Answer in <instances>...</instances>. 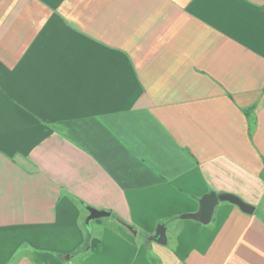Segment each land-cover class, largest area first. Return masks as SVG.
<instances>
[{
	"label": "crops",
	"instance_id": "0c3cea01",
	"mask_svg": "<svg viewBox=\"0 0 264 264\" xmlns=\"http://www.w3.org/2000/svg\"><path fill=\"white\" fill-rule=\"evenodd\" d=\"M0 264H264V0H0Z\"/></svg>",
	"mask_w": 264,
	"mask_h": 264
},
{
	"label": "water",
	"instance_id": "95a60500",
	"mask_svg": "<svg viewBox=\"0 0 264 264\" xmlns=\"http://www.w3.org/2000/svg\"><path fill=\"white\" fill-rule=\"evenodd\" d=\"M222 202H228L233 205H236L243 212L247 214H253L255 210L254 206L244 202L242 199H240L237 196L230 194L218 195L215 192H210L201 199L200 209L197 213L184 214L181 216V218L195 220L202 224H209L213 219L216 207ZM88 212L90 214L86 220L87 223H91L95 220L107 218L111 216L110 212L107 211L88 209ZM166 232H167V228L164 225H159L157 227L156 235L153 238V240L158 244H163V245L167 244Z\"/></svg>",
	"mask_w": 264,
	"mask_h": 264
},
{
	"label": "rangeland",
	"instance_id": "374dc122",
	"mask_svg": "<svg viewBox=\"0 0 264 264\" xmlns=\"http://www.w3.org/2000/svg\"><path fill=\"white\" fill-rule=\"evenodd\" d=\"M157 246V249L159 250V251H167L168 250V248H169V245L168 244H165V245H163V244H158V245H156ZM154 256L156 257V253L154 254ZM157 258V257H156Z\"/></svg>",
	"mask_w": 264,
	"mask_h": 264
},
{
	"label": "trees",
	"instance_id": "16d2710c",
	"mask_svg": "<svg viewBox=\"0 0 264 264\" xmlns=\"http://www.w3.org/2000/svg\"><path fill=\"white\" fill-rule=\"evenodd\" d=\"M93 241L95 242L94 246L92 247L93 251H98L99 247V241H98V238H94ZM97 245V247H95Z\"/></svg>",
	"mask_w": 264,
	"mask_h": 264
}]
</instances>
